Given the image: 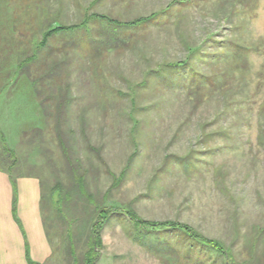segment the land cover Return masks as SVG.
I'll list each match as a JSON object with an SVG mask.
<instances>
[{"label":"rangeland","instance_id":"rangeland-1","mask_svg":"<svg viewBox=\"0 0 264 264\" xmlns=\"http://www.w3.org/2000/svg\"><path fill=\"white\" fill-rule=\"evenodd\" d=\"M112 1L89 11L116 22L89 17L81 0L86 23L44 46L45 29L81 20L71 4L60 16L48 4L32 30L25 20L36 14H24L26 4H1L0 167L40 181L52 247L45 264H81L96 206L115 210L95 264H169L140 246L129 205L231 250L228 260L209 246L191 253L171 233L182 264H264V0H175L130 26L123 22L172 0ZM240 46L251 49L236 69ZM187 154L196 158L191 169L172 160ZM80 176L83 186H72Z\"/></svg>","mask_w":264,"mask_h":264},{"label":"crops","instance_id":"crops-1","mask_svg":"<svg viewBox=\"0 0 264 264\" xmlns=\"http://www.w3.org/2000/svg\"><path fill=\"white\" fill-rule=\"evenodd\" d=\"M82 1L83 3H88L87 7H84L85 13L90 12L89 8L93 5L102 8L107 4L114 3L112 0ZM3 3L15 8L17 4L24 3L26 4L24 14L31 13V11L35 12V23H33L32 18L25 20L27 30H32V28L40 25L42 19L48 18V4H53V9L57 13V16H60L58 12L61 9L63 11V4H71L67 8V11L70 9V14L73 18L81 19L73 24L58 25L56 27L66 26L68 27L67 29L73 30V28L81 27L86 23V17L82 18L79 12L81 0H0V10ZM31 3L34 4L33 7H31L32 5H28ZM90 13L88 14L89 17H95L100 20L109 21L108 19H115L112 15L101 11ZM61 15L62 18V12ZM98 15H104L106 18L97 17ZM116 20L118 21V19ZM4 23L7 24L5 21H2L0 25H4ZM11 26L13 29H16L18 24L12 20ZM45 30L39 41V44L43 46L52 34L59 31L56 30L52 34L47 35L49 30ZM109 43L110 41L108 40L107 45ZM75 46L73 42V50ZM32 57L33 55L29 53L26 58L32 59ZM41 201L42 193L39 179L35 177H17L16 179H12L7 171L0 169V264H30L29 261L35 264H45L49 257L52 256L51 242L47 236L43 222Z\"/></svg>","mask_w":264,"mask_h":264},{"label":"trees","instance_id":"trees-1","mask_svg":"<svg viewBox=\"0 0 264 264\" xmlns=\"http://www.w3.org/2000/svg\"><path fill=\"white\" fill-rule=\"evenodd\" d=\"M175 0L170 1L167 3L166 6L163 8H160L158 11L152 12L151 14L147 16H142L140 18L134 19L132 21H126L123 22V25H133L139 22H145L150 20L151 18L155 17L159 13H163L168 9V7L174 3ZM97 17H102L106 18L104 15H98ZM109 21H114L113 19H108ZM68 27L66 26H59L55 27L53 29H50L48 31L47 35L52 34L56 30H62V29H67ZM251 49L250 47H243L240 46L239 48L236 49V54L238 55V60L235 61V68H239L238 62L244 64V66L247 63L246 57L243 56L244 53L247 54V52ZM241 69V68H240ZM225 77H227L225 75ZM60 139V138H59ZM65 141L66 139L63 138ZM62 140V141H63ZM62 146V145H61ZM0 155V163L7 164V159L6 156L7 154ZM165 159H167V156L165 155ZM192 154H187L186 156L182 158H172L173 162H178L181 168H185V160H188V166L190 169L194 167L196 163V158ZM132 158V155L129 156L125 166L123 167V170L119 173V175H123L125 170L127 169L130 160ZM165 162V161H164ZM17 163L16 160L12 161V166H14ZM166 164V163H165ZM1 170L7 171L11 178L13 179V176L9 172V170L3 169L0 167ZM113 175V174H112ZM117 177L119 176H113V179H118ZM74 183L72 186L74 187H82L83 186V177L80 176L79 179H72ZM59 186V182H55L54 187ZM97 209V217L94 223H92L90 226H93V228L90 230L93 233V240H92V245L87 247L82 254V262L81 264H95V262L98 259L99 255V250L101 249L102 246V239H101V231L108 220L109 215L115 210H104L99 209V206H96ZM127 218L130 222L134 223L135 227H141L140 228V234L144 236L145 238L142 239L138 242L141 247H143L145 250L156 254L159 257L167 258L169 264H182L181 261L179 260V249L176 246H172L170 241L173 237L170 236L171 233L175 235V239L179 240L181 243H184L186 247L190 250L189 252H193L194 250H200L203 251L204 249L208 252L207 248H204L203 246H209L212 249L218 251L219 253H222L226 256V260H228V253L226 251H231L229 248L225 247L224 244L216 239L213 238H208L205 236L203 233L195 229L193 226L184 223V222H179L176 220H148V219H143L140 217L129 205V208H127ZM118 211V209H117ZM100 214V216H98ZM142 225V226H138ZM258 229H255V231ZM254 235H256L254 233ZM150 239V240H149ZM203 253V252H202ZM30 264H35L31 261H29Z\"/></svg>","mask_w":264,"mask_h":264}]
</instances>
